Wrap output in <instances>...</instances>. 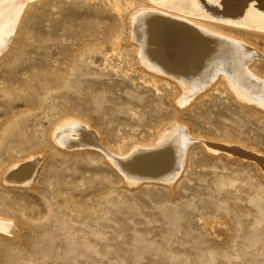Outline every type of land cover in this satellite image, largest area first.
Here are the masks:
<instances>
[{"label":"rangeland","instance_id":"obj_1","mask_svg":"<svg viewBox=\"0 0 264 264\" xmlns=\"http://www.w3.org/2000/svg\"><path fill=\"white\" fill-rule=\"evenodd\" d=\"M15 4L0 43V264H264V103L221 63L203 93L142 63L127 17L144 0ZM230 19L217 39L249 49L264 92V24ZM177 131L172 176L162 148Z\"/></svg>","mask_w":264,"mask_h":264},{"label":"bare ground","instance_id":"obj_2","mask_svg":"<svg viewBox=\"0 0 264 264\" xmlns=\"http://www.w3.org/2000/svg\"><path fill=\"white\" fill-rule=\"evenodd\" d=\"M16 2L18 12L22 0H0V43L9 39L7 32H10L11 26L8 20L16 13L13 8ZM142 6L135 8L127 17L128 43L141 46L137 55L139 53L142 63L172 74L184 87L189 85L201 92L209 90L207 86L211 84L208 85L207 78L219 70L216 64L221 63L220 71L229 76L241 94L253 96L264 103L261 88L251 86L254 76L247 68L249 49L228 39L218 40L222 37L216 34L224 25L221 24L224 22L217 21L221 18L245 21L249 25L264 24V0H144ZM115 12L121 15L119 5L115 6ZM232 25H235L234 29L239 24ZM239 26L248 29L246 25ZM164 142L162 149L171 160L169 170L174 176L181 167L186 139L182 132L177 131L166 135ZM7 225L0 220L1 228L8 229Z\"/></svg>","mask_w":264,"mask_h":264}]
</instances>
